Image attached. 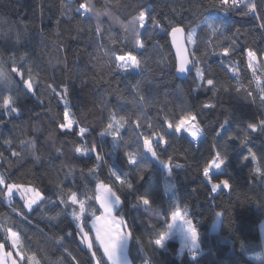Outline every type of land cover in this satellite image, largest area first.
I'll use <instances>...</instances> for the list:
<instances>
[{
    "label": "trees",
    "instance_id": "16d2710c",
    "mask_svg": "<svg viewBox=\"0 0 264 264\" xmlns=\"http://www.w3.org/2000/svg\"><path fill=\"white\" fill-rule=\"evenodd\" d=\"M255 2L256 14L243 16V6L224 11L212 0H0V66L13 81L0 85V103L11 96L20 109L8 115L0 108V175L7 183L31 186L44 196L29 210L18 194L8 200L6 186L0 185L5 192L0 194V243L10 248L4 229L16 232L23 248L21 264H31L29 257L38 264H109L91 227L102 213L95 199L99 182L110 185L120 198L114 213L130 233L132 264H264L259 229L264 176L254 173L251 159L242 161L251 148L264 165V133L249 131L247 146L240 143L247 125L264 119V93L256 86L247 55L256 52L260 67L255 76L264 87V0ZM81 4L101 14L82 15L83 9L77 11ZM144 9H149V19L140 29L144 47L138 48L125 39L122 25ZM151 18L159 23L149 32ZM207 23H222V32L213 35ZM175 26H183L188 36L196 30L195 43L188 39L194 68L185 79L175 72L169 38ZM224 48H229L227 56ZM129 52L141 61L142 70L115 68V57ZM196 66L205 72L203 83ZM29 73L34 94L24 84ZM208 78L213 86L206 85ZM198 83L201 87L193 91ZM64 87L70 118L76 121L71 131L59 127L66 123L60 99ZM189 113L203 129L198 144L188 134L167 129L168 121L176 123ZM113 115L126 120L116 143L100 135ZM226 119V131L218 136ZM80 128L86 129L83 137ZM154 133L167 140L163 144L153 139L159 159L142 146L141 134ZM78 147L88 148L89 155L77 153ZM215 151L229 156L214 179H228L231 188L212 193L202 168ZM128 152L137 154V164L129 163ZM96 153L103 159L97 160ZM160 160L171 161V174ZM141 164L147 168L138 171ZM112 169L122 178L128 174L125 183L116 180ZM71 193L84 203L80 227L72 216L74 210L79 214V204L71 203ZM142 196L150 205L143 204ZM177 207L187 210L198 231L201 249L195 257L179 255L177 239L159 248L151 243L168 230ZM217 212L223 213L220 226L211 231ZM84 232L90 235L91 248Z\"/></svg>",
    "mask_w": 264,
    "mask_h": 264
},
{
    "label": "snow or ice",
    "instance_id": "6c2138e0",
    "mask_svg": "<svg viewBox=\"0 0 264 264\" xmlns=\"http://www.w3.org/2000/svg\"><path fill=\"white\" fill-rule=\"evenodd\" d=\"M213 6H220L223 8L224 11H228L230 8H240L243 6L245 9L240 14L243 16L249 15V14H255L257 4L255 0H212ZM227 6V7H225ZM83 9L82 15L88 13L91 11L93 15L99 16L101 14L99 9H95L94 6L92 8H89L87 4H81L77 11H80ZM148 13L149 9H144L139 13L138 17H135L133 21H131L127 25H122L126 32L125 39H132L134 44L138 48L144 47V42L140 39L141 37V31L140 29H144L146 23H148ZM158 21H156L154 18H151V28L148 30L149 32L154 29L156 26H158ZM207 27L211 30L213 35H216L218 32H222L223 24H215V23H207ZM261 27H264V25H261ZM99 31V26L97 28ZM182 30L179 28H173L172 29V35L173 37L176 36L178 32H181ZM238 31V29H237ZM195 29H192L191 33L188 36V39L195 43L193 40V37L195 36ZM115 43V41H113ZM178 51L180 54L179 64L176 69V71L180 74L189 72L190 69L188 67L189 64H193V60L188 59L187 52L183 50V46L178 47ZM229 53V48L223 49V55L227 56ZM105 55H108L105 53ZM248 67L252 69V72L254 74V78L256 80V86L259 89L261 93H264V87H262V81L261 78L258 76H255V73L257 71V67H260L258 64H256L257 60V54L256 52L249 50L248 53ZM111 59V57H109ZM223 62V61H222ZM198 63V62H196ZM115 68L121 72H128L131 69H141V61L137 59L135 55H133L131 52L127 53L126 55H120L118 57H115ZM142 70V69H141ZM261 72L264 73V67H261ZM195 73L196 77L200 82H205V72L200 67H195ZM30 76V73H29ZM238 87L242 86L239 84V78L237 80ZM13 83L11 75L5 71V69L0 66V85H4L5 87L10 86ZM25 87L28 90V92H33V83L31 80V76L29 80L24 81ZM207 86H213L214 80L211 78H208L206 80ZM201 87V84L198 83L196 85V88L193 89V91H196ZM215 90V89H213ZM64 96H61L60 99L64 101V112L63 116L66 121V123H61L59 127L61 129L66 130H73V125L76 123V121L73 118H70L71 115V108H70V102L66 98V95L68 93V88H63ZM34 94V92H33ZM139 95V93H137ZM250 95V94H249ZM140 99L143 101V96L140 97ZM262 102H264V98H262ZM15 100L13 97L8 96L3 99V102L0 103V108L5 109L8 115H12L13 113L19 114L20 109L18 107H14ZM205 107H214V105H208L205 104ZM142 119V116H138L137 120L139 121ZM126 123V120L124 117H120L117 119L115 115L112 116L111 121L108 123L107 127L103 132L100 133L101 136L108 135L113 138L114 143L117 142V138L120 137V130L124 128ZM229 124V121L226 119L223 124L221 125L220 132L217 133L219 136L221 132H225L226 128L225 126ZM148 127H151V125H148ZM167 129L173 131L176 134H180L183 132H186L188 135H190L194 141H199L200 137L203 134V129L200 127L199 122L197 121V117L194 113L184 114L179 119L178 122L173 123L171 121L167 122ZM251 131L253 133L259 131L261 133H264V119H261L259 121V124L257 123H249L247 125V129L245 130L244 136L241 139L240 143L242 146H247V140H248V132ZM86 129L80 128L79 129V136L83 137L85 135ZM230 132V130H229ZM75 134V133H73ZM143 137V148L149 152L152 157L159 159V155L153 145V139L156 140L157 143H163L166 144L167 140L165 139L164 135H161L159 133H154L148 136ZM229 138L230 135H229ZM227 143V140L224 141ZM6 144H10L11 141L6 140ZM31 148H35V142H29ZM77 153H80L81 155L88 156L89 155V149L86 147H78L75 150ZM92 153L96 152L95 147L91 149ZM248 155L242 156V161H248L251 159V161L254 163V173L264 176V165H261L258 162V158L255 152L252 151L251 148L247 149ZM228 154L227 152L221 153L220 151H215L212 155L211 159L208 160L204 167L202 168V175L209 181L211 185L210 191L212 193L218 192L221 187L223 188H231V185L229 183L228 179H223L219 182H217L215 177H218L214 175L216 172H220L224 169L226 164L228 163ZM127 157L130 164H137V154L128 152ZM37 160H39V157H36ZM96 159L101 160L103 157L96 153ZM261 159H264V154H262ZM160 163L165 165L167 168L169 174L172 172V164L171 161H163L160 160ZM181 165L177 164L176 167H180ZM147 168V165H139L138 171H142L143 169ZM111 174L116 178V180L120 181L121 183H125V179L127 177V173L123 174L122 176L115 171L114 169L111 170ZM0 185L6 186V198L8 200H11L13 197L14 191L19 193L20 198L25 201L26 207L31 210L33 205L37 204L39 200H43L44 196L41 194L40 191L36 190L35 188H27L24 187L22 184H16V183H7V178L3 175H0ZM127 187L132 188L131 182H127ZM96 195L95 199L99 202L101 208L103 209V212L105 215L96 217V221H103V225L101 227H96V224H93V227H96V233H97V239L100 241V244L104 248V252L108 257V260L112 262V264H119V257H118V248L121 242H127L130 237V233L122 232L121 225H123L124 221L122 219H116L112 213L113 209L119 205L120 198L117 196L111 188H109L107 185H105L103 182H100L97 184L95 189ZM0 194H5V192H0ZM61 195H63V192H61ZM69 199L73 205L79 204V214L74 210L72 213L73 219L76 220L77 227H80L79 221L80 218L85 210L84 203L82 201H78L77 195L75 193H71L69 196ZM144 205H150V200L146 196L140 197ZM61 203H67V201L61 199ZM150 210V209H149ZM223 213L217 212L216 217L219 219ZM106 217H111V220H107ZM171 221L172 223L168 226V231H165L163 233H160L158 235V238H156L154 241H151L155 246L163 247L165 240L168 238L169 233L175 225L177 221H182L185 225L189 239L191 240L190 245H185L189 248V250L192 252L193 257H195L196 252L194 249L198 247V231L196 227L193 225L191 219L187 217V210L185 209L183 212L180 211V209L177 207L175 211L171 214ZM6 233V239L11 241L12 247L17 249L18 255H20V258L23 259V248L21 245L20 238L18 234L14 231H11V229L5 228L4 229ZM85 235H87L85 233ZM91 243L88 242V247L91 248ZM5 244L0 243V264H8L9 260H11V264H17L16 260L11 259L12 253L11 252H5L4 251ZM31 264H38V261L35 260V257H29L28 258ZM147 264V261L145 262Z\"/></svg>",
    "mask_w": 264,
    "mask_h": 264
},
{
    "label": "rangeland",
    "instance_id": "374dc122",
    "mask_svg": "<svg viewBox=\"0 0 264 264\" xmlns=\"http://www.w3.org/2000/svg\"><path fill=\"white\" fill-rule=\"evenodd\" d=\"M256 62H257V60H256ZM255 62V63H256ZM132 71H137V70H139V69H131ZM130 71V70H129ZM183 133H185V134H187L186 132H183ZM183 133H180V134H178V135H181V134H183ZM190 136V135H189ZM191 137V136H190ZM216 173H218V172H216ZM215 174V173H214ZM100 183V182H99ZM104 183V182H103ZM105 184V183H104ZM105 185H107V184H105ZM109 188H111V190L118 196V194L115 192V190L110 186V185H107ZM24 187H27V188H33V187H31V186H24ZM16 194H18L19 195V193H17V192H15L14 191V193H13V196L14 195H16ZM20 196V195H19ZM40 201V200H39ZM38 201V202H39ZM37 202V203H38ZM121 202V201H120ZM99 203V202H98ZM100 205V204H99ZM119 205H120V203H119ZM118 205V206H119ZM34 206V205H33ZM118 206H116L114 209H113V213H112V215L116 218V219H118L119 220V218L115 215V210H116V208L118 207ZM101 207V206H100ZM221 213V212H220ZM102 215H105L104 214V212H103V209H102V213L99 215V216H102ZM96 217H98V215L97 216H95L93 219H92V221H91V224L93 225L94 223L96 224V227H101L102 225H103V221H96ZM221 218H222V216L219 218V219H217V217L215 216V220L213 221V224H212V226H211V231H216V230H218L219 229V226H220V222H221ZM106 219L107 220H111V217H106ZM192 221V220H191ZM192 223H193V221H192ZM194 225V224H193ZM96 227H94V231H95V234H96V240H97V233H96ZM121 230H122V232H126V233H129V231L124 227V224L123 225H121ZM93 231V232H94ZM85 233L87 234V235H85ZM84 235H85V240H86V243L88 244V242H90L91 243V239H90V235L87 233V232H84ZM178 237V238H180L181 239V242H182V247H181V249L182 248H186L187 249V252L190 254V256H193L192 255V252L189 250V248L188 247H186L185 245V241H187V245H190L191 244V240L189 239V236H188V232H187V229H186V227H185V225L183 224V223H179V222H176L175 223V225H173V227H172V229H171V231H170V233H169V236H168V238H172V237ZM100 242V241H99ZM128 242H129V240L127 241V242H121V244L119 245V248H118V252H117V254H118V257H119V264H132L131 263V260H130V258H129V256H128V251H127V249H128ZM197 243H198V247L196 248V249H194V251L196 252V254L197 253H199L200 252V249H201V243H200V240H199V234H198V241H197ZM97 244L98 245H100L98 242H97ZM102 246V245H101ZM102 248H103V246H102ZM104 249V248H103ZM4 251L5 252H11L12 253V257H11V259H14V260H16V262H17V264H21L20 263V255H18V252H17V249H15V248H13L12 247V244H11V247L10 248H6V246H5V248H4ZM8 264H11V260H9V263Z\"/></svg>",
    "mask_w": 264,
    "mask_h": 264
},
{
    "label": "water",
    "instance_id": "95a60500",
    "mask_svg": "<svg viewBox=\"0 0 264 264\" xmlns=\"http://www.w3.org/2000/svg\"><path fill=\"white\" fill-rule=\"evenodd\" d=\"M68 1H73V0H68ZM173 28H179L182 31L181 32H178L176 34V36L173 37V35H172V29ZM173 28L169 31V38H170L171 49H172L173 56H174V59H175V72H176V75L179 78L185 79V78H188L190 76V73L193 71L194 64H189L188 67H189L190 71L189 72H186V73H183V74L178 73L176 71V69L178 67L179 59H180V54H181L178 51V47L179 46H181V45L183 46V50H185L187 52L188 59L189 60H192V58H191V52H190V47H189V43H188V33H187V31L185 30V28L183 26H175Z\"/></svg>",
    "mask_w": 264,
    "mask_h": 264
},
{
    "label": "crops",
    "instance_id": "0c3cea01",
    "mask_svg": "<svg viewBox=\"0 0 264 264\" xmlns=\"http://www.w3.org/2000/svg\"><path fill=\"white\" fill-rule=\"evenodd\" d=\"M99 215H100V214H99ZM99 215H98V216H99ZM177 222H179L180 224L183 223L182 221H177ZM170 223H172V221H171ZM91 227H92V229H93V231H94V227H93L92 224H91ZM259 229H260V235H261L262 253H263V257H264V219L261 221V223H260V225H259ZM167 231H168V230H167ZM94 233H95V231H94ZM18 236H19V235H18ZM95 236H96V234H95ZM171 239H177V240L179 241V255H182V254H184L185 252H187V249H186V248H182V249H181V247H182V242H181V239L178 238L177 236H176V237H172V238H167V239L165 240L164 244H165L168 240H171ZM96 241L100 244V242H99L98 239H97ZM185 244L187 245V241H185ZM99 246L101 247V249H102V251H103L105 257H106L107 260H108V257H107V255L105 254L104 249L102 248L101 244H100ZM108 262H109V264H112V262H111L110 260H108ZM8 263H9V262H8Z\"/></svg>",
    "mask_w": 264,
    "mask_h": 264
},
{
    "label": "built area",
    "instance_id": "2783aa9c",
    "mask_svg": "<svg viewBox=\"0 0 264 264\" xmlns=\"http://www.w3.org/2000/svg\"><path fill=\"white\" fill-rule=\"evenodd\" d=\"M255 14H256V12H255ZM202 137V136H201ZM201 137H200V139H201ZM192 138V137H191ZM193 139V138H192ZM200 141V140H199ZM199 141L197 142V141H195L197 144L199 143ZM146 262V261H145ZM145 264V263H144ZM147 264H150V262L147 260Z\"/></svg>",
    "mask_w": 264,
    "mask_h": 264
},
{
    "label": "clouds",
    "instance_id": "9594fccd",
    "mask_svg": "<svg viewBox=\"0 0 264 264\" xmlns=\"http://www.w3.org/2000/svg\"><path fill=\"white\" fill-rule=\"evenodd\" d=\"M257 258H260V257H257Z\"/></svg>",
    "mask_w": 264,
    "mask_h": 264
}]
</instances>
